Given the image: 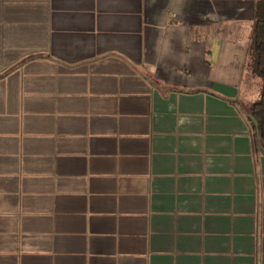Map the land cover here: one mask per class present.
Instances as JSON below:
<instances>
[{"label":"crops","instance_id":"obj_1","mask_svg":"<svg viewBox=\"0 0 264 264\" xmlns=\"http://www.w3.org/2000/svg\"><path fill=\"white\" fill-rule=\"evenodd\" d=\"M260 1L0 0V264H264Z\"/></svg>","mask_w":264,"mask_h":264},{"label":"trees","instance_id":"obj_2","mask_svg":"<svg viewBox=\"0 0 264 264\" xmlns=\"http://www.w3.org/2000/svg\"><path fill=\"white\" fill-rule=\"evenodd\" d=\"M248 67L254 76L261 80L260 95L244 106L253 126L256 150L260 152L261 147H264V0L260 1L257 6L249 47ZM250 115L257 119L258 127L255 126Z\"/></svg>","mask_w":264,"mask_h":264},{"label":"rangeland","instance_id":"obj_3","mask_svg":"<svg viewBox=\"0 0 264 264\" xmlns=\"http://www.w3.org/2000/svg\"><path fill=\"white\" fill-rule=\"evenodd\" d=\"M249 74L251 75H254L250 70H249ZM256 77V76H255ZM256 79H257V81H256V89H257V96H259L260 95V86H261V80H260V78H258V77H256Z\"/></svg>","mask_w":264,"mask_h":264},{"label":"water","instance_id":"obj_4","mask_svg":"<svg viewBox=\"0 0 264 264\" xmlns=\"http://www.w3.org/2000/svg\"><path fill=\"white\" fill-rule=\"evenodd\" d=\"M250 117L252 118L255 126L258 127V121H257V119L254 116H252V115H250ZM262 149L264 150V147H262Z\"/></svg>","mask_w":264,"mask_h":264}]
</instances>
